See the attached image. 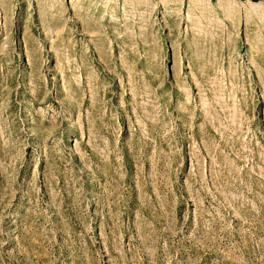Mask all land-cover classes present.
<instances>
[{
    "label": "rangeland",
    "instance_id": "1",
    "mask_svg": "<svg viewBox=\"0 0 264 264\" xmlns=\"http://www.w3.org/2000/svg\"><path fill=\"white\" fill-rule=\"evenodd\" d=\"M0 264H264V0H0Z\"/></svg>",
    "mask_w": 264,
    "mask_h": 264
}]
</instances>
